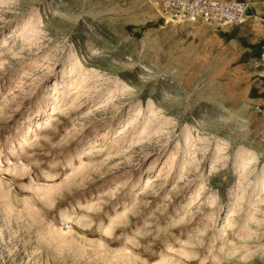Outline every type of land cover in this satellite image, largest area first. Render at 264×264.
Wrapping results in <instances>:
<instances>
[{
	"label": "rangeland",
	"instance_id": "374dc122",
	"mask_svg": "<svg viewBox=\"0 0 264 264\" xmlns=\"http://www.w3.org/2000/svg\"><path fill=\"white\" fill-rule=\"evenodd\" d=\"M158 1L0 0V264H264L259 49Z\"/></svg>",
	"mask_w": 264,
	"mask_h": 264
},
{
	"label": "built area",
	"instance_id": "2783aa9c",
	"mask_svg": "<svg viewBox=\"0 0 264 264\" xmlns=\"http://www.w3.org/2000/svg\"><path fill=\"white\" fill-rule=\"evenodd\" d=\"M160 13L174 23H202L209 26L238 25L250 16L251 5L245 0H159ZM264 5V0L259 1ZM257 65L264 73V41ZM255 114L264 119V97L252 106Z\"/></svg>",
	"mask_w": 264,
	"mask_h": 264
},
{
	"label": "crops",
	"instance_id": "0c3cea01",
	"mask_svg": "<svg viewBox=\"0 0 264 264\" xmlns=\"http://www.w3.org/2000/svg\"><path fill=\"white\" fill-rule=\"evenodd\" d=\"M259 1L256 0L253 3L254 5L251 6L249 12L250 16L244 23L238 25H221L217 26V28L224 26L233 28L236 32L242 34L251 45H257L260 54L261 45L264 41V5L260 4Z\"/></svg>",
	"mask_w": 264,
	"mask_h": 264
},
{
	"label": "bare ground",
	"instance_id": "6f19581e",
	"mask_svg": "<svg viewBox=\"0 0 264 264\" xmlns=\"http://www.w3.org/2000/svg\"><path fill=\"white\" fill-rule=\"evenodd\" d=\"M253 4V3H252ZM53 98H54V95L52 94V92H50L44 99H43V101H42V105H44V107L46 108V107H50L51 105H52V103H53ZM39 109L40 108H38V109H36L37 111H39ZM243 157V154H242V152H238V154H237V156H236V158H234V160H233V167H236L237 166V164L239 163V158H242ZM261 177V176H264V168H263V170H262V172L259 174V175H257V178L258 177ZM67 218V217H66ZM49 229H51V228H49ZM48 229V230H49ZM56 230H57V228H55ZM54 230V229H53ZM49 231H51V230H49ZM66 231V230H65ZM65 231H63L62 232V229L60 228L59 229V231H57L58 232V234L59 235H61V236H59V238H60V240L62 241H68L69 240V238L67 237V235H66V233H67V231L65 232ZM53 233V232H52ZM56 233V232H55ZM71 233V232H70ZM54 234V233H53ZM55 236H56V234H55ZM58 236V235H57ZM56 236V237H57Z\"/></svg>",
	"mask_w": 264,
	"mask_h": 264
}]
</instances>
